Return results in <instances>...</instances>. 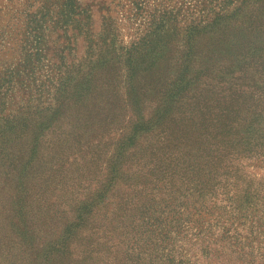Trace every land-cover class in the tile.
<instances>
[{
	"label": "rangeland",
	"instance_id": "obj_1",
	"mask_svg": "<svg viewBox=\"0 0 264 264\" xmlns=\"http://www.w3.org/2000/svg\"><path fill=\"white\" fill-rule=\"evenodd\" d=\"M215 4V1L211 5L208 2L202 4L201 0H0V116L25 117L50 99L58 85L70 78L84 80L89 74L91 59L113 58L111 67L98 70L94 81L97 83L79 82L80 85L73 88L55 126L40 133L39 154L42 156L39 161L42 163L35 176L37 172L50 169L48 162L52 153L62 151L61 170L67 177L63 188L72 186V189L62 197L61 192L50 188L58 181L56 174L50 182L41 184L34 180L30 184L33 191L27 193L29 197L23 198L20 206L29 204V199L35 201L33 194L38 188L48 187L46 196L49 200L40 216H33L32 209L20 212V216L16 212H7L16 196L13 184L5 182L11 191H0V264H86L76 261L78 250L75 248L86 242L82 240L75 247L78 236L69 247L71 258L62 261L56 254L64 241V224L60 219L49 220L51 210L61 201L65 203L61 207L63 210L70 204L77 207L95 190L98 182L105 183L106 166L115 161L119 141L125 140L139 122L150 127L165 114L171 117V121L164 119L167 135L170 129L172 135L190 140L198 130L205 134L211 132L208 122L215 117V110L204 107L229 103L227 86L220 82L228 67L236 71L233 77L244 83L240 89L232 88V92L241 95L236 101L241 106L238 120L243 124L235 133L238 140L248 136L252 117L245 109H252L253 103L246 84L253 67L237 71L235 48L228 44L231 41L222 44L217 33H208L190 44L183 31H179L175 38L164 34L156 41L160 59L154 66L145 61L148 54L142 56L146 65L136 66L133 73L118 61L122 47L142 37L143 27L152 21L154 12L163 9L169 12L175 8L172 11H176L177 16L174 15L175 20H169L166 26L179 27L187 25L191 19L201 21L204 8L211 7L215 11ZM234 27L227 32L244 36L243 28L235 31ZM94 44L100 47H94ZM151 46L155 48V44ZM185 54H189V60ZM179 78L190 81V85L185 98L173 103L169 93ZM178 107L185 117L190 111L193 118L181 120ZM198 107L203 111L200 129L194 126L199 117ZM116 108L121 110L118 120ZM82 115L91 125L88 145L71 146L68 143L63 146L64 136ZM159 131L149 129L147 133L134 136V145L125 154L130 161L121 162L114 188L105 199L97 201L92 210L91 222L97 228L90 237L103 249L112 247L109 251L117 256V264H131L134 260V264H264V162L230 151V154L220 155L213 170L204 172L201 181L205 185L201 189L194 188L191 183L187 187L181 185L182 174L177 173L173 178L135 190L131 184L140 180V172L146 174L144 165L157 154L155 149L166 147ZM100 139L107 146L100 148L99 162L90 169L89 177L81 176L78 169L88 167L90 150ZM167 148L171 152L170 143ZM195 154L190 153L191 156ZM136 162L139 168L135 173V167L129 164ZM237 174L244 181L237 182L231 190L228 186L224 192L220 190L210 202L202 201L204 195L215 189V183ZM206 177L210 180H204ZM246 184L252 191L251 198L230 199L240 191V185L245 187ZM204 205L211 211L198 214L196 209L202 211ZM171 208L178 210V215L183 214L185 220H190L184 223L182 230V223H173L161 236L146 226L153 212L165 218L170 216ZM35 209L36 206L33 211ZM193 221H199V224H192ZM144 230H148L146 234L140 233ZM85 235L88 232L81 234Z\"/></svg>",
	"mask_w": 264,
	"mask_h": 264
},
{
	"label": "trees",
	"instance_id": "obj_2",
	"mask_svg": "<svg viewBox=\"0 0 264 264\" xmlns=\"http://www.w3.org/2000/svg\"><path fill=\"white\" fill-rule=\"evenodd\" d=\"M201 1L202 4L208 2L210 5L215 1L216 10L214 11L211 7H205L200 16L201 21L195 22L196 19H191L192 21L185 26H174L171 28L166 26L169 20H175L176 17L174 15L177 16V12L172 11L176 10L175 8L171 10L172 12H167L164 9L154 12V15L151 16L152 21L149 22L147 27H143L142 37L130 42L128 46L122 47V55L118 58V61H122V64H125L128 72L133 73L136 66L146 65L145 61L148 62L150 66H154L159 61L160 57L157 55L158 48L156 46V41L158 39L160 40L161 36H164V34H170V36L175 38L177 32L183 31L184 37L192 44L193 40L201 35L217 33L219 35V41H221L222 44L231 41V43H228L230 45L229 47L235 48L233 54L238 61V72L244 68L248 70L251 66L253 67L249 82L246 84V87L250 88V96L253 104L250 106L252 109H245L252 117L250 120L252 124H249L251 131L247 134L248 136L245 139L240 138V140H238L235 131L239 127H242L243 124L238 120L241 106L236 100L241 97V95H236V91L232 92V88L238 87L240 89V87H243L244 83L240 82V78L233 77L236 71H232V67H228L224 72L227 76H222L220 82L227 86L226 90H228L229 98H231L229 103L222 106L219 104L215 106L212 105L211 108L207 106L204 107V109L207 110H215V117L208 122V127L212 129L214 134L212 131L206 132L205 134L202 130H198V134H195L188 140L180 135H172L169 129V135H167L168 128L165 125L164 119H169V121H171V117L169 118L165 114L161 116L157 122L153 124L148 123V125L152 124L151 126H155L157 130H160L159 137L164 138L166 147L162 146L155 149L157 154H154L148 163L144 165V167L147 168L146 174L140 172V180H134L131 184L135 190L146 184L163 181L169 177L173 178V175H177V173L182 174L180 181L183 183L181 185L187 187L191 183L194 185V188L199 187L201 189V186L205 185L203 184L204 181H201V178L205 177L204 172L208 169L213 170L218 165L220 155L224 156L225 154H230L228 153L230 151H238V153H243L248 159L264 162V0ZM227 26H235V31L243 28L244 36H237L236 32L233 34L228 33L227 29L231 27ZM224 28L226 29L224 30ZM230 35L233 36L231 37ZM152 43L155 44V48L151 46ZM234 43L237 45L235 46ZM94 47L98 48L100 46L94 44ZM145 54H148V58L144 61L142 56ZM185 57L187 60L190 58L189 54H185ZM102 58L91 59V68L84 80L81 81L79 78H70L68 81L60 84V86L58 85L56 89L54 88L55 92L50 99L43 101L42 104L38 105V109L37 107L36 109L34 108V110L30 114H26L25 117H16L12 115L0 116V180H3V184H0V191H11V188L5 183L10 181L13 184V190L16 194L13 204L11 206L9 204L6 209L7 212H16L18 216H20V212H29L32 209L33 216H40V213L46 209V202L49 200V197L46 196V194L49 193L48 187L43 190L38 188L33 194L35 201L32 199L31 202L29 199V204H21L20 206L23 198L29 197L27 193L33 191L30 184L33 183L34 180L41 181V184L47 181L50 182L53 174H56L58 176V181L56 185L50 188L61 192L62 197L67 191L72 189V186H69L68 189L63 188L64 180L67 177L65 172L61 170L62 151H59L58 154L56 152L52 153L48 162L49 165H51L50 169H48V171L37 172L38 175L35 176L37 169L41 167L40 164L42 163L39 161V157L42 156L41 153L39 154V137L41 135V130L53 128L55 126V120L62 114V110L73 92V88L80 85L79 82L97 83L94 81L97 79L98 70L100 68H107L108 66L111 67L113 58L110 60ZM186 71L187 68L185 69V74L187 73ZM130 78H132V76H130ZM189 85L190 81L179 78L178 83L171 87L172 89L169 93L171 102H181V100L185 98ZM177 109V114L181 120H191L193 118L190 111H188V117H185L180 107ZM116 110V119L118 120V118L121 117V110L119 108H116ZM202 115L203 111L198 107L199 117L194 125L198 129L203 126ZM80 121H82V123H79ZM190 122L191 121L187 123ZM187 123H184V126H186ZM236 125H238V127H236ZM151 126L149 127L139 122L138 125L133 126L129 136L125 140L119 141L115 154V161L112 165L106 166V182L102 184L98 182L95 190L93 192L91 191V194L84 198L82 202H79L77 207H73L70 204L68 208L63 210L61 207L64 206L65 203L61 201V203L56 204L51 210L52 215L49 220L56 221L60 219L64 224L62 233L64 241L56 251V254L62 261L71 258L69 247L78 236L79 238H76L75 247L82 240H86V242H82L75 248L78 250L76 261L86 264L88 261H90L91 264H117V256H113L109 251L112 247L103 249L102 245L98 244L90 237L97 228L93 226L94 224L91 222V213L97 201L105 199L108 193L114 188L115 181L117 180V170H119L118 167L121 165V162L123 160L130 161V157H126L125 154L134 145V136L147 133L149 129L150 131L154 130L155 128L153 129ZM90 131L91 125L86 119V116H80L77 118V123L72 126L70 133L64 136L63 146L68 143L71 146L81 144L88 145L90 141ZM27 137L29 139H26ZM185 140L189 143L185 142ZM169 143L171 144V152H169L167 148ZM90 146H87V148ZM106 146L107 145H103L101 139L93 145V149L90 150V160L87 162L88 167L78 169L81 176H90V169L93 168L94 164L99 162L101 156L100 148ZM192 152L196 154L191 156L190 153ZM185 157H187V159ZM52 160L57 162H52ZM129 165L135 167V173L138 172L136 170V168H139L138 162L134 164L130 163ZM95 170H97V168H95ZM207 173H209V171ZM92 178L96 180V178ZM205 179L210 180L207 177L204 178V180ZM242 181L244 180H242L238 174L237 176L222 181L219 180L214 185L216 186L214 187L215 189L209 194L204 195L205 197H203L202 201L205 202L207 200L210 202L220 190L224 192L228 187H230L231 190V187L234 188L237 182ZM240 186L241 188H237L243 191H237V194L230 199L234 200L237 198V200H242L252 197V191L248 184H246L245 187L242 185ZM33 204L36 206L34 211L33 207L35 206ZM196 211L200 214L201 212L209 213L211 210L207 209L204 205L202 211L197 209ZM178 213V210L171 208L169 211L170 216L167 215L165 218H162V216H158L153 212L149 216L146 226H148L151 231H158V233H161V236H164L168 230H170L173 223L177 225L182 223L180 227V230H182L184 223L190 222V220H185L182 217L183 214L178 215ZM42 222H44V220ZM194 223L199 224V221H193L192 224ZM147 231L148 230H144L140 233L143 232V234H146ZM83 232H88V235H85L86 237L81 236ZM159 241L162 242L163 240ZM134 262L131 264H134Z\"/></svg>",
	"mask_w": 264,
	"mask_h": 264
}]
</instances>
